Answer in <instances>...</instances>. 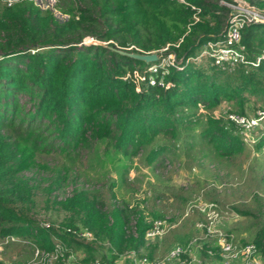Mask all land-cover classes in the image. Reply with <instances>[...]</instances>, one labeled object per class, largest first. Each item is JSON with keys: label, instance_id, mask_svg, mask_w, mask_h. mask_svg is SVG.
<instances>
[{"label": "trees", "instance_id": "trees-1", "mask_svg": "<svg viewBox=\"0 0 264 264\" xmlns=\"http://www.w3.org/2000/svg\"><path fill=\"white\" fill-rule=\"evenodd\" d=\"M246 1L264 9V0ZM54 8L66 18L58 20L33 0L10 4L0 0V183L35 166L38 154L58 150L74 158L79 151H92L95 141L108 138L112 139L109 158L91 159L90 167L108 162L122 180L136 152L145 151L154 165L171 155L175 144L151 145L152 140L159 134L175 138L174 128L181 123L200 124V137L218 156H231L247 145L239 127L226 116L205 117L195 106L207 109L228 100L234 108L228 111L246 114L249 106L253 115L264 112V58L257 57L264 48V22L241 28L238 45L245 61L201 65L185 60L207 40L223 37L229 8L219 0H56ZM85 37L93 40L83 42ZM146 52L174 55L176 63L160 64L159 58L146 62L128 54ZM150 64L154 70L147 68ZM149 75L153 84L147 82ZM160 77L163 85L157 83ZM260 120L262 129L252 144L255 149L264 146V118ZM86 193L75 188L65 200L56 202L78 220L69 224L65 231L70 237L63 239L48 226H36L16 209V200L0 190V243L26 241L40 256L54 253L62 260L80 248L81 240L97 242L100 247L95 249L83 245L84 256L79 259L83 264H113L128 250L135 252L134 257L128 254L134 264L141 257L147 262L137 264H151L173 247L156 257V240L167 231L145 238L151 221L162 218L164 210L144 212L139 205L122 201L109 212L94 192ZM195 195L184 203L182 218L193 213L184 211ZM197 216L194 232L179 244L199 234L194 224L203 217L199 212ZM81 230L90 232L92 238L80 235ZM224 231L233 234L230 229ZM199 240L198 254L223 262L215 237ZM233 240L239 245L253 243L255 253L264 257V223L251 241L234 234Z\"/></svg>", "mask_w": 264, "mask_h": 264}, {"label": "rangeland", "instance_id": "rangeland-1", "mask_svg": "<svg viewBox=\"0 0 264 264\" xmlns=\"http://www.w3.org/2000/svg\"><path fill=\"white\" fill-rule=\"evenodd\" d=\"M55 1L33 0L39 8L50 9L58 20H63L66 15L54 8ZM87 38L90 37H85V42H88ZM168 60L167 57L163 59V56H159L161 64H166ZM206 63L205 58L199 61L201 65ZM195 108L198 114L205 117L225 116L228 109H234L233 102L228 100H221L216 106L207 109L201 104ZM245 112L247 116H253L249 106L245 108ZM201 118L204 119V116ZM262 124L261 120L258 121L250 132L254 139L262 129ZM200 127V124L187 126L181 123L174 128L177 130L175 138L160 134L155 136L151 145L160 142L175 144L169 151L171 155L167 154L158 165H154L151 164V159L145 157V151L136 152L130 157L128 162L132 165L127 168L122 180H119V174L108 162L103 167H90L91 159L109 158L112 139L108 138L95 141L92 151H79L74 158H69L58 150L38 154L35 166L0 183V190L5 191L7 197L16 200V209L31 218L36 226H48L47 229L52 234H60L63 239L65 235L70 237L65 230L78 220L75 213L60 208L56 202L65 200L75 188L84 189L87 193L94 192L103 200L109 212L125 201L129 206L139 205L144 212L153 208L163 209L168 217L171 211H176L174 200L178 202V196L186 193L193 196L198 193L202 201H206L204 197H207L206 199H215L217 202L220 214L218 226L230 229L237 239L251 241L254 231L264 223V146L255 149L252 145H243L237 153L221 157L211 144L200 137ZM64 175L66 181H62ZM237 209L247 210L249 213L241 214ZM110 219L112 220L111 215ZM175 228L167 229L162 238L164 241L159 243L166 245V249L159 246L158 255L162 256L169 246L175 245ZM13 240V243L6 245L0 243V259L3 264H78L79 259L84 256L83 245L100 247L97 242L81 240L80 248L61 260L54 253L47 258L40 256V252L35 255L36 250L29 246L30 243ZM129 251L123 252L113 264H134L128 255ZM194 254L193 259L185 264H234L235 261L242 264L241 260L221 263L217 259L198 254L196 250ZM256 258L264 264L263 256L256 254ZM179 261L180 259H176L170 262L180 264Z\"/></svg>", "mask_w": 264, "mask_h": 264}, {"label": "built area", "instance_id": "built-area-1", "mask_svg": "<svg viewBox=\"0 0 264 264\" xmlns=\"http://www.w3.org/2000/svg\"><path fill=\"white\" fill-rule=\"evenodd\" d=\"M6 1L10 4L12 0ZM219 2L229 8L223 37L215 40H207L193 55L187 57L185 62L191 61L199 63L202 58H205L207 62L211 63L214 62L219 64L234 65L245 61V55L238 45L241 28L250 22H264V9L257 8L246 0H219ZM87 40L92 41L93 38L90 37L87 38ZM101 42L105 43L104 41ZM162 49H165V47ZM165 57L169 59L165 65L176 63L174 55L167 54L166 56H163V59ZM257 57L264 58V48ZM257 57L255 58L254 64L257 61ZM157 58H159L158 54ZM147 68L149 70H154L155 65L150 64ZM143 78L144 76L140 74L139 79L142 80ZM147 82L149 84H153L154 78L149 75L147 77ZM157 83L159 85L164 84L162 77L158 79ZM225 116L228 120L232 121L235 125H237V127H239V132L243 142L251 146L255 139L251 136L250 132L254 130L255 124H257L260 119L264 118V112L255 111V114L250 117L246 114L237 113L236 111H227ZM192 210H197L203 217V219L197 220L194 224L199 231V234L191 236L182 244H175L164 254V256L151 261V264H166L176 259H180V264L187 259L189 262V260L193 259V256H195V250L201 247L199 239L204 237L216 238V241L220 246V255L223 263H227L231 260H241L242 264H261L256 258L253 243L247 242L239 245L233 240L232 233H228L224 231L223 228L221 229V227L218 226L220 214L217 205L214 202L202 201L199 194L195 195L192 200L187 203L184 214H187ZM167 219L168 216L165 215L162 218L153 219L150 227L145 231V238L153 239L163 235L170 227ZM79 233L85 238H92L91 233L87 230H81ZM134 253L135 252L133 250L129 251V255L131 257H134ZM36 254L37 251L35 252V255ZM181 255H184V257H181ZM135 262L146 263L147 259L145 257H141L139 260L136 259ZM79 263L80 262H78V264Z\"/></svg>", "mask_w": 264, "mask_h": 264}, {"label": "crops", "instance_id": "crops-1", "mask_svg": "<svg viewBox=\"0 0 264 264\" xmlns=\"http://www.w3.org/2000/svg\"><path fill=\"white\" fill-rule=\"evenodd\" d=\"M205 193V192H204ZM206 195H209V194H206ZM192 195L190 193H186L185 195H180L178 196L179 197V201L177 202V200H174L175 204L177 205V208H176V211H171V215L170 216H173L174 219L168 221V222H171L169 223L170 224V227L169 228H172V227H176L175 228V231H177L176 233V236H175V244L178 243L179 241H181L182 239H184V237H186V235L188 236L189 234L193 233L194 232V227H193V222L197 219V213L195 210L192 211L193 213L190 214L188 217L186 218H182L181 215H180V211L182 210L183 206H184V203L191 197ZM207 198V197H206ZM204 197V200L206 201H213L217 204V202L215 201V199L213 200H208ZM173 200V199H172ZM160 210H163V209H160ZM191 213V212H190ZM165 214H166V211H165ZM222 228H223V225H220ZM224 229H227L224 227ZM157 247L153 249V253L155 254L156 257H159L160 255H158V252H159V246H162L163 249H166V245H160L159 243L164 241L163 239H157ZM168 246L170 244H167ZM172 247L169 246L167 248V250ZM236 262L238 261H235L234 264H237ZM167 264H173L171 262H168Z\"/></svg>", "mask_w": 264, "mask_h": 264}, {"label": "water", "instance_id": "water-1", "mask_svg": "<svg viewBox=\"0 0 264 264\" xmlns=\"http://www.w3.org/2000/svg\"><path fill=\"white\" fill-rule=\"evenodd\" d=\"M128 54L130 56L134 57V58H137L139 60H143V61H146V62L154 61L157 58V54H155V53H142V54H139V53H128Z\"/></svg>", "mask_w": 264, "mask_h": 264}]
</instances>
